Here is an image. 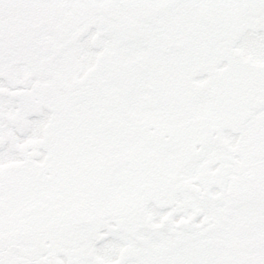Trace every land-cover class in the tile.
<instances>
[{
  "label": "snow or ice",
  "instance_id": "1",
  "mask_svg": "<svg viewBox=\"0 0 264 264\" xmlns=\"http://www.w3.org/2000/svg\"><path fill=\"white\" fill-rule=\"evenodd\" d=\"M0 264H264V0H0Z\"/></svg>",
  "mask_w": 264,
  "mask_h": 264
}]
</instances>
